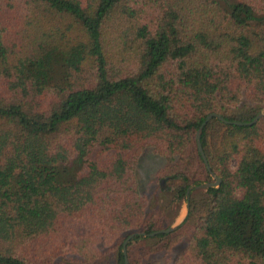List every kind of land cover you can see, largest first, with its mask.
Here are the masks:
<instances>
[{"label":"trees","instance_id":"trees-1","mask_svg":"<svg viewBox=\"0 0 264 264\" xmlns=\"http://www.w3.org/2000/svg\"><path fill=\"white\" fill-rule=\"evenodd\" d=\"M263 109L264 0H0V264H264Z\"/></svg>","mask_w":264,"mask_h":264},{"label":"rangeland","instance_id":"rangeland-1","mask_svg":"<svg viewBox=\"0 0 264 264\" xmlns=\"http://www.w3.org/2000/svg\"><path fill=\"white\" fill-rule=\"evenodd\" d=\"M242 102H244V100ZM241 105L243 107L244 103H242ZM258 114H262V117L259 120H264V109L261 110ZM163 164H164L163 159L155 155L154 153H152L150 149L144 150L138 159L137 170H136L137 177L141 184L142 193L145 196H147L148 199L150 200L151 208L165 206L169 201L168 196L165 194V192L161 190L160 185L156 183L155 177H154V173L156 172V170L162 167ZM196 186H199V185H196ZM204 190L206 189H195L193 190V192L203 193ZM186 209H187V205L184 201L179 203L178 206L174 204L171 210L167 214V217H166L167 220L169 221L171 217L177 215L174 222L175 221L176 223L181 222V220H183L184 216L186 215ZM187 240H188V237H185L184 239H182V241L172 250V252L169 253V256L167 257L169 259L168 260L169 262H167V259L164 256L162 251H160V253L158 254L150 256L148 261H156L158 264H169V263L172 264L185 250L186 245H187ZM155 243H157L156 239H147V240L138 242L137 244L134 245V247L136 248V252L135 251L133 252V257L134 258L137 257L139 253L140 255H143V253H147V251L152 246H154ZM137 251L139 253H137ZM143 261L146 262L147 260L143 259ZM128 263H129V260H128ZM102 264H116L115 254L106 253L103 257Z\"/></svg>","mask_w":264,"mask_h":264},{"label":"water","instance_id":"water-1","mask_svg":"<svg viewBox=\"0 0 264 264\" xmlns=\"http://www.w3.org/2000/svg\"><path fill=\"white\" fill-rule=\"evenodd\" d=\"M261 117H262V114H258L251 122H247V123L228 122V121H225L222 117H220L216 113L209 114L206 117L205 121L202 123L200 128L197 130L196 135H195V139H196V146H197L198 153L200 154V156H201V158L203 160V163H204V165L206 167V170L208 171L209 175L211 176V179L214 180V182L213 183H205V184H201L199 186L192 187V188L189 189V191H193L195 189H207L209 187H217L219 185V183H220L219 178H217L212 173V171L210 170L208 162H207L206 157H205V155L203 153V150H202V146H201V142H200V135H201V131L204 128V126H206V124L208 122H210L212 119H218L219 121L223 122L224 124H233V125H237V126H251V125L255 124L256 122H258V120ZM186 215H187V209H186ZM186 215L184 216L183 220L185 219ZM183 220H181V222H178V223H176V221H175L174 224H172L169 228H167L165 230H160V231H157V232L150 233L148 236L149 237H154L155 235H159V234H169V233L173 232L183 222ZM142 235L143 236H147L146 234H142ZM130 239H132V236H130L128 238V240L125 241V243L123 245V249H122L123 255H124V264H128V260H127V257H126V244H127V242Z\"/></svg>","mask_w":264,"mask_h":264}]
</instances>
